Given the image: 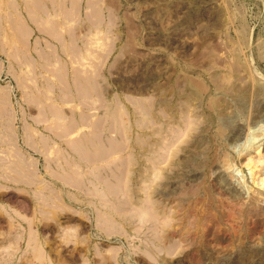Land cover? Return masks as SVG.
<instances>
[{
	"label": "rangeland",
	"instance_id": "1",
	"mask_svg": "<svg viewBox=\"0 0 264 264\" xmlns=\"http://www.w3.org/2000/svg\"><path fill=\"white\" fill-rule=\"evenodd\" d=\"M94 1L102 25H0V155L33 173L0 178V264H264V0ZM78 50L89 91L58 82Z\"/></svg>",
	"mask_w": 264,
	"mask_h": 264
},
{
	"label": "crops",
	"instance_id": "2",
	"mask_svg": "<svg viewBox=\"0 0 264 264\" xmlns=\"http://www.w3.org/2000/svg\"><path fill=\"white\" fill-rule=\"evenodd\" d=\"M106 10L105 6L94 0H4V5L0 9V20L4 22H1L0 25L26 28L45 25L93 27L103 24L101 21L106 20ZM25 37L22 38V41H26ZM14 40L17 41L16 35ZM64 55L59 63L62 71H60V78L58 79V82L64 85L62 89L91 90L92 84L95 83V77L90 69L89 62L85 61L89 59L90 53L78 50L74 52L66 51ZM4 58L9 59L7 66L10 71L17 72L18 69L21 72L17 76V83L21 85V88L31 90L32 82L28 70L34 64L32 54L28 51H10L9 55ZM72 60H75V62ZM73 64H75V68H73L74 73L72 76L70 71ZM46 89H53V87H47ZM0 117L3 118V115ZM4 135L3 131H0L1 139ZM14 154L18 159L14 160L15 173L12 176L7 171L9 168L7 154L0 155V178L13 184L5 186L7 192L12 187L20 192L31 193L33 173L27 165L25 152L20 149L16 150ZM13 182L18 183V185ZM49 200V197L41 200L40 211L42 214L45 212L44 204Z\"/></svg>",
	"mask_w": 264,
	"mask_h": 264
},
{
	"label": "bare ground",
	"instance_id": "3",
	"mask_svg": "<svg viewBox=\"0 0 264 264\" xmlns=\"http://www.w3.org/2000/svg\"><path fill=\"white\" fill-rule=\"evenodd\" d=\"M264 134V133H263ZM263 136V135H262ZM254 171V170H253ZM53 201H55V200H53ZM53 201H50L51 202V204L53 203ZM56 202V201H55ZM47 203H49V202H47ZM46 205V204H45ZM53 216H55V214H54V212L52 211V208H51V206H50V204L49 205H46V208H45V217H46V219L48 218H51V217H53ZM54 218V217H53ZM52 218V219H53ZM36 250V249H35ZM39 250V249H38ZM39 252V251H38ZM40 255H42V253L41 252H39L37 255H35L34 257H35V259L37 260V259H40V258H43V257H40ZM75 257V256H74ZM73 257V258H74ZM75 259V258H74Z\"/></svg>",
	"mask_w": 264,
	"mask_h": 264
}]
</instances>
